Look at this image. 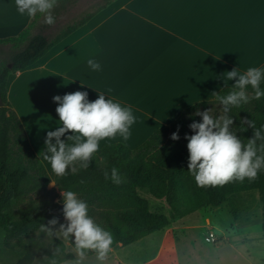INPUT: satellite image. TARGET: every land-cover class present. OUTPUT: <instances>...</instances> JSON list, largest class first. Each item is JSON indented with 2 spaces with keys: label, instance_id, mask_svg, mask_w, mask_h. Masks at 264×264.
Returning a JSON list of instances; mask_svg holds the SVG:
<instances>
[{
  "label": "crops",
  "instance_id": "crops-1",
  "mask_svg": "<svg viewBox=\"0 0 264 264\" xmlns=\"http://www.w3.org/2000/svg\"><path fill=\"white\" fill-rule=\"evenodd\" d=\"M31 19L17 14L14 0H0V40L17 36ZM6 56L0 47V59ZM88 59L101 69L92 71ZM248 67H264V0H114L34 65L11 74L6 91L29 145L53 180L44 141L60 126L54 96L82 91L94 101L104 93L130 106L136 117L130 138H106L99 150L136 145L185 108L232 89L235 80L225 87L224 72ZM70 134L61 137L66 144L72 143L66 140Z\"/></svg>",
  "mask_w": 264,
  "mask_h": 264
},
{
  "label": "trees",
  "instance_id": "trees-1",
  "mask_svg": "<svg viewBox=\"0 0 264 264\" xmlns=\"http://www.w3.org/2000/svg\"><path fill=\"white\" fill-rule=\"evenodd\" d=\"M113 1L102 0L93 12L67 24L51 37L48 31L79 2L57 0L53 25L44 24L38 13L17 36L0 40V47L7 50L6 59H0V229L5 233L7 245L15 240L24 256L25 252L34 256L39 251L37 264H64L74 259V255L67 252L68 248L76 253L71 237L40 231V226L53 218L59 222L57 229L59 224L67 223L62 213V198L55 201L61 191H73L87 202L88 215L112 233L111 249L134 244L168 226L170 219L163 209L152 210L144 195L161 203L170 218L176 220L201 209L231 204L234 197L255 192L264 217V170L254 180L233 181L216 187H197L187 172L189 154L184 137L193 134L189 125L194 120L200 121L195 115L197 111L211 110L214 118L223 115L216 98L185 108L169 126L153 132L134 150L120 143L102 147L93 154L87 168L77 163L76 172L66 170L63 176L55 174V189H47L51 179L29 145L23 126L8 101V78L34 65ZM260 87L264 88V82ZM230 90L224 88L218 93L224 95ZM247 91L249 102L232 107L228 113L234 121L230 131L244 143L252 136V129L241 131L247 128L242 119L254 121L257 128L264 125V97L256 100L252 98L254 92L250 87ZM177 130L180 138L173 141L171 134ZM112 168L118 170L119 184L111 180ZM232 216L236 218L234 212ZM262 224L264 232V219ZM93 255L95 252L88 250L85 257Z\"/></svg>",
  "mask_w": 264,
  "mask_h": 264
},
{
  "label": "clouds",
  "instance_id": "clouds-1",
  "mask_svg": "<svg viewBox=\"0 0 264 264\" xmlns=\"http://www.w3.org/2000/svg\"><path fill=\"white\" fill-rule=\"evenodd\" d=\"M57 0H14L17 14L36 17L41 14L46 25H53L56 17L53 15ZM88 67L99 71L101 65L94 59H88ZM224 86L227 81L235 80L232 89L227 94L214 92L216 100L222 107L223 115L213 117L211 110L197 111L200 121H193L189 128L192 135H185L187 140L188 164L187 172L193 177L197 187L223 186L229 182H244L254 180L261 170H264V125L256 127L250 119H242L247 128L252 129V136L244 143L241 138L230 131L233 118L228 115L232 107L249 102L248 88L254 92V99L264 97V67H248L240 72L237 68L226 71ZM53 102L60 126L48 131L44 141L46 160L52 171L63 176L66 170L76 172L75 165L87 168L93 154L99 150V142L106 138L119 136L127 141L131 136V128L136 122L130 106H122L111 98H105L99 93L94 101L88 100V93L77 91L61 96H54ZM66 133V144L61 137ZM178 130L171 134L170 139L179 140ZM258 142H260L258 144ZM108 178L107 173L105 174ZM111 180L119 184L121 178L118 170L112 168ZM52 184V182H51ZM54 185V184H52ZM62 213L66 224H59L53 218L40 226V231L49 235L55 233L65 238L71 237L78 256L83 259L88 250L94 251L96 259L103 264L113 244V235L97 225L88 215V204L78 198L73 191H61ZM80 264V261H77Z\"/></svg>",
  "mask_w": 264,
  "mask_h": 264
},
{
  "label": "rangeland",
  "instance_id": "rangeland-1",
  "mask_svg": "<svg viewBox=\"0 0 264 264\" xmlns=\"http://www.w3.org/2000/svg\"><path fill=\"white\" fill-rule=\"evenodd\" d=\"M101 3L102 0H79L48 33L53 37L67 24L93 12L95 6ZM149 137L139 144L126 146L134 150ZM51 182L54 184V179ZM51 182L47 186L48 190L55 189V184ZM57 194L55 201L62 198L61 193ZM144 197L152 210L163 209L162 212L170 219L168 226L134 244L111 249L103 264H153L157 259L156 264L163 263L165 259L170 260L171 264H264V217L257 193L241 194L234 197L231 204L201 209L176 220L170 218L161 203L146 195ZM232 212L236 214L235 219ZM208 233H213L219 241L207 243L205 236ZM15 242L13 240L11 245H7L5 233L0 229V264L38 263L41 255L39 251L34 256L25 252L24 256ZM67 252L72 253L74 259L64 264H77V261L80 264H100L96 255L84 256L81 260L73 250L68 248Z\"/></svg>",
  "mask_w": 264,
  "mask_h": 264
},
{
  "label": "built area",
  "instance_id": "built-area-1",
  "mask_svg": "<svg viewBox=\"0 0 264 264\" xmlns=\"http://www.w3.org/2000/svg\"><path fill=\"white\" fill-rule=\"evenodd\" d=\"M216 236L213 234V233H208L206 236H205V241L207 243H210V244H215L216 243Z\"/></svg>",
  "mask_w": 264,
  "mask_h": 264
},
{
  "label": "water",
  "instance_id": "water-1",
  "mask_svg": "<svg viewBox=\"0 0 264 264\" xmlns=\"http://www.w3.org/2000/svg\"><path fill=\"white\" fill-rule=\"evenodd\" d=\"M10 66V65H9Z\"/></svg>",
  "mask_w": 264,
  "mask_h": 264
}]
</instances>
